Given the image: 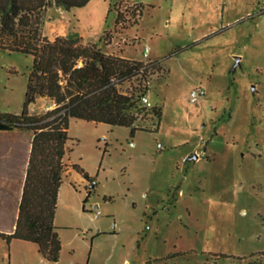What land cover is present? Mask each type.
Here are the masks:
<instances>
[{
    "label": "rangeland",
    "instance_id": "1",
    "mask_svg": "<svg viewBox=\"0 0 264 264\" xmlns=\"http://www.w3.org/2000/svg\"><path fill=\"white\" fill-rule=\"evenodd\" d=\"M123 1L144 7L131 29L161 63L143 82L160 121L132 135L71 119L55 217L60 259L0 235V264H264V0H91L68 17L103 34ZM56 17L45 11L44 36ZM124 49L143 58L142 45ZM32 66L31 56L0 49V113L21 112ZM194 90L204 95L193 104ZM73 165L97 180L90 196ZM12 214L0 217V234Z\"/></svg>",
    "mask_w": 264,
    "mask_h": 264
},
{
    "label": "trees",
    "instance_id": "2",
    "mask_svg": "<svg viewBox=\"0 0 264 264\" xmlns=\"http://www.w3.org/2000/svg\"><path fill=\"white\" fill-rule=\"evenodd\" d=\"M90 1L0 0V49L33 59L21 113H0V131H31L34 135L16 228L11 234L0 235L8 243L21 240L37 245L42 257L51 263L59 261L62 251L55 217L60 188L70 171L66 163L70 120L124 127L134 135L146 129L141 126L146 119L160 121L162 115V107L146 108L141 102L149 91L143 84L149 83L148 68L160 62L146 65L107 54L102 43L107 44L109 32L99 44L85 43L79 36L53 40L44 36L47 9H79ZM140 7L143 14L144 7ZM118 24L119 17L116 28ZM134 82L138 85L124 89L126 83ZM39 97L50 99L55 108L31 114L29 107ZM71 168L90 179L78 165Z\"/></svg>",
    "mask_w": 264,
    "mask_h": 264
},
{
    "label": "crops",
    "instance_id": "3",
    "mask_svg": "<svg viewBox=\"0 0 264 264\" xmlns=\"http://www.w3.org/2000/svg\"><path fill=\"white\" fill-rule=\"evenodd\" d=\"M137 3V2H135ZM141 4L142 3H138ZM55 9L58 17L55 19V24L48 34L46 33V37L53 40L57 36H79L82 37L84 42H94L100 43V39L105 32H110L115 30H106L103 34H99L97 32H85L82 28L77 25H74L70 18L68 17V13L70 10H66L64 8L52 7ZM52 8H49L51 10ZM72 10V9H71ZM117 21V16H116ZM130 37V38H138L139 41L127 45L121 44L120 48L114 47L112 45H105L102 43L104 51L107 54L117 55L119 57L136 60V61H145L144 57V43H148L145 40H142L138 37L137 33H135L134 28H128L123 30L118 34L117 41L122 38ZM149 44V43H148ZM124 45L126 46H136L142 45V59H134L126 57V50L124 49ZM150 45V44H149ZM151 48V47H150ZM155 54V51L151 50L149 55V60L153 62L151 59V55ZM39 100L42 101V112H47L55 108V104L48 99L47 97H39L36 102ZM33 103L29 107V112L33 115H37L33 112V107L36 104ZM22 110V109H21ZM21 113V112H20ZM10 114H19V113H10ZM33 132L31 131H0V217H4L8 212H13L12 214V224L10 228L4 230V234H11L14 232L16 228V223L19 215V207L21 202V197L24 189L27 168L29 163V158L32 150V141H33ZM11 215V213H10ZM99 218V217H98ZM0 231H3L0 229Z\"/></svg>",
    "mask_w": 264,
    "mask_h": 264
},
{
    "label": "built area",
    "instance_id": "4",
    "mask_svg": "<svg viewBox=\"0 0 264 264\" xmlns=\"http://www.w3.org/2000/svg\"><path fill=\"white\" fill-rule=\"evenodd\" d=\"M113 8L115 9L117 13V18L119 17V24L115 30L110 31L108 33V39H107V45H112L114 47L120 48L121 44H127L131 45L137 41H139L138 38H130L125 37L121 40L117 41L118 34L121 33L123 30L131 28L132 24H138L139 20L142 17V9L140 7V4L135 2H129V1H123L122 3H114ZM129 25V27H128ZM150 45L148 43H144V57L145 61H143L146 65L151 64L152 61L149 60L150 55ZM82 62L79 64V67H81ZM204 95V92L202 90H194L190 94V102L191 103H197ZM141 102L146 108H152L153 103L151 101V98L146 94L141 97ZM98 185V182L96 179H88L86 182L85 190L87 193V196H90L96 189ZM100 216V211H96L93 214L94 219H97Z\"/></svg>",
    "mask_w": 264,
    "mask_h": 264
},
{
    "label": "water",
    "instance_id": "5",
    "mask_svg": "<svg viewBox=\"0 0 264 264\" xmlns=\"http://www.w3.org/2000/svg\"><path fill=\"white\" fill-rule=\"evenodd\" d=\"M197 158H198V156L195 155V156L190 157L189 160H197ZM95 208H98V207L95 206Z\"/></svg>",
    "mask_w": 264,
    "mask_h": 264
}]
</instances>
